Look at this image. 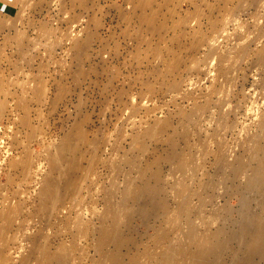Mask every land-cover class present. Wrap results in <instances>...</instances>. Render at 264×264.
Segmentation results:
<instances>
[{
	"label": "rangeland",
	"instance_id": "rangeland-1",
	"mask_svg": "<svg viewBox=\"0 0 264 264\" xmlns=\"http://www.w3.org/2000/svg\"><path fill=\"white\" fill-rule=\"evenodd\" d=\"M262 138L264 0H0V264H189L218 234L209 264H264L238 236Z\"/></svg>",
	"mask_w": 264,
	"mask_h": 264
},
{
	"label": "bare ground",
	"instance_id": "bare-ground-1",
	"mask_svg": "<svg viewBox=\"0 0 264 264\" xmlns=\"http://www.w3.org/2000/svg\"><path fill=\"white\" fill-rule=\"evenodd\" d=\"M77 41H75L73 44V51L75 52V54H80L82 52L83 45ZM84 138L85 136L80 126H77L72 133L67 135V139H78L79 141H82V142ZM263 139L264 138H262V140L260 139L261 141L259 140L260 142L257 144L256 149L254 151L255 156H254L253 175L246 185V189L250 191L254 189H258V188H259L258 189L259 191H262V192L264 191V141ZM62 161H63V154L60 155L59 157H51L52 169L48 176L47 181L45 182V185L43 186L40 192L41 196L39 195L40 202H41L40 206L44 208H49L48 206H45V204L54 205L55 201H58L60 196L63 197L64 195L68 194V192L73 190L72 189L73 186L71 185L70 181L67 180L64 186L60 188V190L62 191L59 194L60 190L58 189V185L56 181H57L59 172H61L60 169H63V167L61 166ZM67 168H68L67 171L72 172V173H76V171L80 169V168L78 169V166L75 162L71 163L69 167ZM67 171H65V173ZM156 178L157 176L153 175V179H156ZM142 190L143 191H146V190L154 191L155 189L144 187ZM160 207L163 208V205L161 206L160 204ZM245 218L248 221V223H246L244 226L240 228L238 236L241 239V243L243 242L242 245L244 244L246 246V258L249 261V258L253 255L255 250L256 251L258 250L259 254L262 257H264V246L262 247V245H264V202L261 206V212L259 216L252 218L246 215ZM118 230H119L118 227H113V229L112 228L106 229L105 227L100 228L99 232L101 234V238H100L101 244L112 245L116 249L115 251H118L123 246H125L127 243V239L121 236ZM219 237H220V234L216 235L215 238L212 239L210 243H208L207 246L205 244L198 243L196 245V251L192 254L189 264H209L208 259L209 258L212 259L213 257H215L216 252L223 250V248H225L226 246L224 243H222L219 240ZM64 254L62 253L47 254V261H48L47 264H65V260L67 258ZM110 258H111V264H119L120 254L116 252L112 254ZM155 264H176V262L173 261V256L171 252H164L162 257ZM248 264H251V263L248 262Z\"/></svg>",
	"mask_w": 264,
	"mask_h": 264
}]
</instances>
